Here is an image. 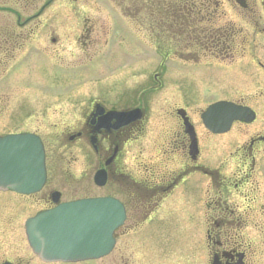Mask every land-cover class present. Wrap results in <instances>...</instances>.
<instances>
[{
	"label": "flooded vegetation",
	"instance_id": "flooded-vegetation-1",
	"mask_svg": "<svg viewBox=\"0 0 264 264\" xmlns=\"http://www.w3.org/2000/svg\"><path fill=\"white\" fill-rule=\"evenodd\" d=\"M210 1L206 29L221 38L232 35L235 46L228 42L207 51L167 53L182 62L193 59L196 66L205 67L206 74L178 72L174 77L181 79L176 81L158 72L150 88L144 86L145 82L134 88L131 65L124 74H129L122 85L127 87L124 94L111 103L95 98L82 104L70 134L64 133V118L54 124L42 121L31 132L40 137L46 154L47 180L38 194L42 207L110 197L120 200L127 211L124 228L139 227L138 220L130 221L129 213L137 202L145 213L144 223L154 213H185L189 221L191 217L197 220L201 230L188 222L184 225L185 221L168 234L147 227L140 257H132L130 246L118 242L117 234L111 256L96 264H264V226L260 224L264 213V0ZM51 3L45 2L42 7L46 9ZM224 7L229 14L221 9ZM1 12L11 13L16 19L7 33L3 23L0 25L3 84L10 79L5 75L14 76L21 63L33 57L48 55L64 63V51H16L20 47L21 18L14 12ZM231 16L252 32L246 30V36L245 29ZM249 35L253 41L248 40ZM162 52L158 51L160 56H166ZM86 59L83 56L79 61ZM148 90L159 95V108L152 106L151 113L145 95ZM220 101L233 103L245 112L227 132L214 134L205 128L202 109H194V104L207 106ZM96 105L102 108L98 111ZM133 109L139 111L137 118H107L109 112ZM73 147L80 153V175L76 180L67 171L64 180V151ZM97 172H103L106 178L102 187L93 183L92 176ZM198 211L201 213L194 215Z\"/></svg>",
	"mask_w": 264,
	"mask_h": 264
},
{
	"label": "rangeland",
	"instance_id": "rangeland-1",
	"mask_svg": "<svg viewBox=\"0 0 264 264\" xmlns=\"http://www.w3.org/2000/svg\"><path fill=\"white\" fill-rule=\"evenodd\" d=\"M45 1L0 0V7L10 10V12L14 11L21 17L22 26L18 33V35L20 34L18 37L20 47L16 51H23L31 44L34 47L44 48L46 51H64V63L61 58L52 59L51 57L48 59V55L40 60L33 57L30 61L23 63L14 76H9L11 78L6 85L0 83V135L20 131L32 132L42 121L51 120V123L54 124L55 121L63 118L64 127L68 126V130H64L68 132L72 125L78 121L75 114L86 102L85 98L104 96L112 102L117 101L124 94V89L127 87L124 88L122 85L129 78V74L107 85L103 84V81H106L104 77L109 78L114 75L111 78L114 79L117 73L135 62L136 66L131 78L133 87L144 82V86L147 88L153 85L151 75L157 71L158 57L153 53L146 52L152 51L153 47L136 34L137 27L142 28L140 30L145 36L150 34L145 29L148 26L146 24L148 21L140 18L141 14L142 17L148 14V12H144L145 5H147L146 0H126L127 6L133 5L126 9L134 14L132 19L136 22H132L133 24L130 21H125L118 13L119 11L123 12L122 9L119 10L118 6L110 5L107 0H64V3L62 0H54L49 9L43 11L40 17L24 24L27 17L35 16L34 14L39 11ZM137 8H139L138 12ZM15 20L11 13L1 12L0 25L3 23L5 33H7L8 26L14 24ZM233 20L241 27L244 25L240 20L235 18ZM129 23L131 26L133 25L132 28ZM150 26L154 27V30L158 27L154 23ZM243 29H245L246 36V30L252 32L247 25L243 26ZM161 37L163 40H160V43H163V47L173 45L171 41H167V34L164 37L162 33ZM51 40L54 41L51 42ZM153 40L158 41L154 39V36ZM248 40L253 41V36L249 35ZM107 43L109 47L103 51L102 49L108 45ZM233 46L235 45L233 44ZM34 47H30L29 49L32 48V50L28 49L27 51H37ZM81 49L87 53L82 55ZM93 50L101 51L94 62L88 60L77 63V60L83 56H93L90 54ZM143 51L147 55L146 57L142 54ZM177 51L181 50L177 49ZM88 53L89 55H87ZM165 71L170 75L178 72L179 74H206V69L202 66L177 65L173 61L167 63ZM175 79L179 81L181 78L175 77ZM92 80L95 82L87 83ZM82 81L86 83L80 85ZM144 89L141 88L140 91ZM148 91L144 93L148 98L147 109L151 113V110L154 112L152 106H157L159 95ZM62 94H64V102L59 101ZM194 101L193 99L192 102ZM194 106V109L199 110L203 109L205 104L196 103ZM154 108L158 109L159 107ZM64 163L70 165L71 172L75 176H79L81 171L79 167L80 153L77 149H71L69 153H64ZM94 194L97 192L89 195ZM36 200V198L27 199L12 194H0V263L8 260L21 262L20 264H42L28 247L23 230L25 220L38 210ZM181 205L183 206V202ZM137 209L139 207L135 202L129 209V213L135 214H131L130 221L141 218L145 214L141 211L136 213ZM198 213L200 214L201 211L194 215L198 216ZM263 214L261 213L260 217L261 227L264 226ZM184 215L185 213H157L143 227L146 225L149 226V229L160 227L162 231L168 233L173 228L175 231L176 227H181L182 222L185 221L184 225L186 222L191 223L196 226L197 231H201L198 228L197 220L193 221L191 217V221H189L188 217L186 218ZM146 228H140V230L119 239L121 243H127L130 246L132 257H140L138 253H140ZM198 238L200 239V235Z\"/></svg>",
	"mask_w": 264,
	"mask_h": 264
},
{
	"label": "water",
	"instance_id": "water-1",
	"mask_svg": "<svg viewBox=\"0 0 264 264\" xmlns=\"http://www.w3.org/2000/svg\"><path fill=\"white\" fill-rule=\"evenodd\" d=\"M225 106L210 107L203 117L212 131L224 129L220 114ZM44 181L43 151L29 136L0 139V190L33 194ZM123 212L112 200L81 201L59 206L26 223L33 252L42 260L76 261L101 257L112 246V233Z\"/></svg>",
	"mask_w": 264,
	"mask_h": 264
},
{
	"label": "trees",
	"instance_id": "trees-1",
	"mask_svg": "<svg viewBox=\"0 0 264 264\" xmlns=\"http://www.w3.org/2000/svg\"><path fill=\"white\" fill-rule=\"evenodd\" d=\"M181 7L183 8V4L181 5ZM184 8L186 9V11L187 12H189L190 11V9H189V7L187 8V5L186 4H184ZM181 23V22H180ZM182 27H184V25H185V21L184 22H182Z\"/></svg>",
	"mask_w": 264,
	"mask_h": 264
}]
</instances>
